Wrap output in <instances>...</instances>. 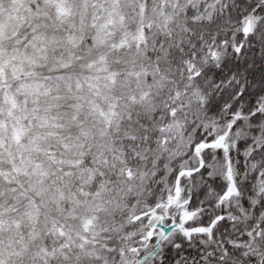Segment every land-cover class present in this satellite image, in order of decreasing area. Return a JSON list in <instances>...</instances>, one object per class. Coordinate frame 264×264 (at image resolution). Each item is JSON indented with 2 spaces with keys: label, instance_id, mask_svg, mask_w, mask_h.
<instances>
[{
  "label": "snow or ice",
  "instance_id": "obj_1",
  "mask_svg": "<svg viewBox=\"0 0 264 264\" xmlns=\"http://www.w3.org/2000/svg\"><path fill=\"white\" fill-rule=\"evenodd\" d=\"M0 264H264V0H0Z\"/></svg>",
  "mask_w": 264,
  "mask_h": 264
}]
</instances>
